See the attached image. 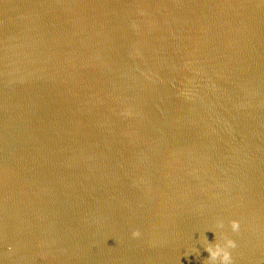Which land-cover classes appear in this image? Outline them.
I'll return each mask as SVG.
<instances>
[{
    "label": "water",
    "instance_id": "obj_1",
    "mask_svg": "<svg viewBox=\"0 0 264 264\" xmlns=\"http://www.w3.org/2000/svg\"><path fill=\"white\" fill-rule=\"evenodd\" d=\"M215 233L264 264V0H0V264H207Z\"/></svg>",
    "mask_w": 264,
    "mask_h": 264
},
{
    "label": "clouds",
    "instance_id": "obj_2",
    "mask_svg": "<svg viewBox=\"0 0 264 264\" xmlns=\"http://www.w3.org/2000/svg\"><path fill=\"white\" fill-rule=\"evenodd\" d=\"M217 228H224L223 221L218 222ZM230 228L233 233H239L241 228L240 222L238 220H232L230 222ZM132 235L134 238H138L141 236V232L139 229H135ZM205 239L207 240L206 236ZM236 247L237 242L234 239L224 235L223 242H220L217 239V234L215 233V242H208L205 248V250L209 253L208 258L206 259L207 264H234L231 250Z\"/></svg>",
    "mask_w": 264,
    "mask_h": 264
}]
</instances>
